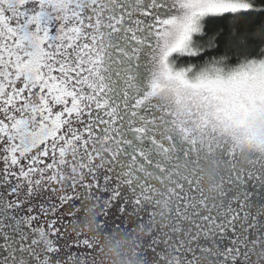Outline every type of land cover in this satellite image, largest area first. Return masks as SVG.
Listing matches in <instances>:
<instances>
[{
  "label": "snow or ice",
  "instance_id": "obj_1",
  "mask_svg": "<svg viewBox=\"0 0 264 264\" xmlns=\"http://www.w3.org/2000/svg\"><path fill=\"white\" fill-rule=\"evenodd\" d=\"M144 229L142 264H264V0H0V264Z\"/></svg>",
  "mask_w": 264,
  "mask_h": 264
},
{
  "label": "clouds",
  "instance_id": "obj_2",
  "mask_svg": "<svg viewBox=\"0 0 264 264\" xmlns=\"http://www.w3.org/2000/svg\"><path fill=\"white\" fill-rule=\"evenodd\" d=\"M79 3L86 6L89 0H79ZM239 162L241 166L246 162L243 153L240 155ZM218 175L219 170L211 164H205L199 174L198 180L200 188L205 198L209 201L214 200L219 191ZM169 210L170 206H165L161 203L158 207L159 215L152 222V226L155 227L156 225L163 224ZM96 214L95 208L90 205L86 210L82 222L78 224L73 231H84L89 235H93L96 229L94 222ZM147 232L148 229H144L134 231L127 236L117 233L105 237L101 242L100 264H142L141 261L135 258L134 253L136 249L134 245L137 241L143 239L147 235ZM163 259L164 264H173L167 256ZM199 264H203V262H199Z\"/></svg>",
  "mask_w": 264,
  "mask_h": 264
},
{
  "label": "trees",
  "instance_id": "obj_3",
  "mask_svg": "<svg viewBox=\"0 0 264 264\" xmlns=\"http://www.w3.org/2000/svg\"><path fill=\"white\" fill-rule=\"evenodd\" d=\"M229 22H225V24L227 25Z\"/></svg>",
  "mask_w": 264,
  "mask_h": 264
}]
</instances>
